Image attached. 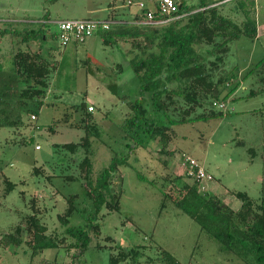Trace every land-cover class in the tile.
I'll use <instances>...</instances> for the list:
<instances>
[{
  "label": "rangeland",
  "instance_id": "1",
  "mask_svg": "<svg viewBox=\"0 0 264 264\" xmlns=\"http://www.w3.org/2000/svg\"><path fill=\"white\" fill-rule=\"evenodd\" d=\"M158 1L0 0V19L6 21L0 23L2 71H11L13 51L26 47L12 37L15 31H44L46 39H37L29 47L33 52L40 49L51 65L42 104L28 103L29 111L19 128H0V238L24 225L25 217L33 214L32 202L48 233L62 232L58 217L68 208L71 197L75 212L69 218L70 226L83 227L88 220L100 225L98 235L90 232L91 242L78 259L73 258L74 250L67 253L64 248L43 249L33 253L22 244L0 246V264H108L109 256L120 247L134 246L145 247L140 264H165L159 255L163 251L173 257L175 264H256L252 257L243 262L224 251L189 216L171 204L161 211L160 204L162 177L167 173L181 175L184 182L191 183L184 177L183 156L192 158L213 177L205 191L231 209L240 207L236 192L246 193L256 203L262 199L264 92L254 96L249 93L262 86L254 67L264 57V0H254L248 10V18L258 22L257 37L241 35L229 44L223 64V70L230 72L229 83L220 96L224 108L206 104L191 118L210 111L214 115L172 126V141L162 153L157 141L131 152L128 164L119 166L110 178L108 195L119 197L118 211L102 208L95 218L78 168L82 150L71 154L60 148L77 144L85 136L83 129L74 127L80 119L79 106L85 103L94 107L92 115L101 131L100 139L90 138L94 150L91 177L95 180L110 165L113 151L118 157L127 154L123 134L116 126L129 115L128 103L141 96L139 80L129 66L128 43L104 45L99 31L83 44L62 46L54 22L93 19L132 23L139 12L138 3L154 9ZM199 1L183 0L190 7ZM238 2L222 0L219 11L241 25L246 17L236 9ZM142 97L151 110L148 95ZM30 113L35 120L30 119ZM34 168L42 171L33 174ZM5 181L13 184L9 192Z\"/></svg>",
  "mask_w": 264,
  "mask_h": 264
},
{
  "label": "trees",
  "instance_id": "2",
  "mask_svg": "<svg viewBox=\"0 0 264 264\" xmlns=\"http://www.w3.org/2000/svg\"><path fill=\"white\" fill-rule=\"evenodd\" d=\"M173 1L177 11L173 14L174 18L165 24H134L133 21L140 20L143 15L144 11H141L132 23L117 22L113 29L110 26L108 30L95 32L101 31L104 45L119 42L129 44V66L139 80L141 96L128 103L129 115L116 126L123 134L127 154L118 152L121 154L118 157L117 152L113 151L110 165L95 180L91 177L94 150L90 138L100 139L101 131L92 112L88 111L89 105L82 103L79 106L80 119L74 126L83 129L85 136L77 144H63L60 147L71 154L82 150L83 157L78 168L95 218L102 208L108 212L119 210V197L108 195L110 178L119 166L128 164L131 152L157 141L162 153L172 141V126L206 120L214 115L210 111L191 118L197 110H204L206 104L213 108V102L222 103L221 91L229 83L230 76V72L223 70L229 44L241 35L251 39L257 37L258 22L248 18V10L254 6V0H238L235 5L246 17L241 25L221 14L219 6L222 0L218 1L219 4L200 0L195 7L186 6L183 0ZM12 37L18 45L26 47L24 50L17 47L13 51L11 71L3 72L0 65V128L16 129L23 125L29 102L35 103V106L42 104L41 99L48 89L51 65L42 57L40 49L33 52L29 47L37 39H46L44 31H15ZM255 70L257 82L262 86L257 91H251L249 96L264 92V57L254 67ZM144 94L148 95L147 105L151 110L145 106ZM30 114V119L31 116L36 119L34 114ZM262 160L263 197L257 203L246 193L236 192L234 196L240 202V207L233 210L218 197L201 191L197 181L191 180L189 184L183 181L181 175L167 173L161 182L160 210L171 204L194 220L200 230L215 239L224 251L233 253L243 262L252 257L256 264H264V135ZM41 171L34 168L33 174ZM12 189L13 184L5 181L6 192ZM72 199L69 198L68 208L58 217L59 225L63 228L61 233L47 232L36 215L39 211L35 202H32L33 214L25 217L23 226H16L11 233L2 236L0 246L8 248L25 244L33 253L64 248L67 253L75 251L73 258H80L91 242L90 232L98 235L100 225L97 222L93 225L88 220L83 227L70 226L69 218L75 212ZM144 249L143 246L120 247L117 253L109 256L108 264H140ZM159 255L165 264H175L168 253L163 251ZM147 261L152 263L153 260L147 258Z\"/></svg>",
  "mask_w": 264,
  "mask_h": 264
},
{
  "label": "built area",
  "instance_id": "3",
  "mask_svg": "<svg viewBox=\"0 0 264 264\" xmlns=\"http://www.w3.org/2000/svg\"><path fill=\"white\" fill-rule=\"evenodd\" d=\"M128 6L132 5L131 1L127 2ZM139 11H144L140 16V20L134 24L141 25H162L173 19V14L177 11L175 2L173 0H159L154 9H148L143 3L137 4ZM156 13V14H155ZM166 17V18H164ZM6 21L0 19V23ZM114 21H99L93 19L86 20H60L55 21L57 26V37L61 41L62 46H67L71 43L83 44L87 39L92 37L98 30H108ZM213 107L223 109L224 105L220 102H213ZM89 112H93L92 106L88 108ZM34 120L35 117L31 116ZM38 148V147H37ZM182 166L184 167V174L187 178L199 183L201 191H205L208 183L213 181V177L201 168L196 161L188 156L182 157Z\"/></svg>",
  "mask_w": 264,
  "mask_h": 264
},
{
  "label": "crops",
  "instance_id": "4",
  "mask_svg": "<svg viewBox=\"0 0 264 264\" xmlns=\"http://www.w3.org/2000/svg\"><path fill=\"white\" fill-rule=\"evenodd\" d=\"M139 12H140V11H139ZM139 12H138V13H135L134 17L137 16V15L139 14ZM92 113H93V112H92Z\"/></svg>",
  "mask_w": 264,
  "mask_h": 264
}]
</instances>
